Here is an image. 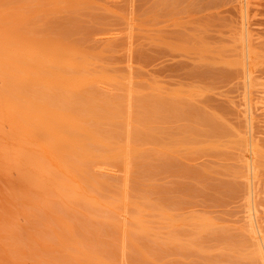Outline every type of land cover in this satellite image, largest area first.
I'll return each mask as SVG.
<instances>
[{"label": "rangeland", "instance_id": "1", "mask_svg": "<svg viewBox=\"0 0 264 264\" xmlns=\"http://www.w3.org/2000/svg\"><path fill=\"white\" fill-rule=\"evenodd\" d=\"M247 8L0 0V264H264L247 217L264 236V0ZM61 94L70 112L46 105ZM70 122L96 131L84 158ZM47 147L63 168L34 157Z\"/></svg>", "mask_w": 264, "mask_h": 264}, {"label": "bare ground", "instance_id": "2", "mask_svg": "<svg viewBox=\"0 0 264 264\" xmlns=\"http://www.w3.org/2000/svg\"><path fill=\"white\" fill-rule=\"evenodd\" d=\"M248 4H249V0H244V13H246V10L248 9L247 7H248ZM247 14V13H246ZM246 26V25H245ZM243 31V30H242ZM244 35H245V33H244ZM247 43V42H246ZM248 45H249V39H248ZM244 46V45H243ZM250 47V46H249ZM248 47V48H249ZM246 48H247V45H246ZM246 55V54H245ZM243 56H244V54H243ZM245 58V57H244ZM246 60V59H245ZM247 61V60H246ZM243 65H245V64H243ZM1 67H3L2 66V64L0 65V68ZM245 73V72H244ZM245 75H246V73H245ZM248 79H247V82H249L250 81V79H251V77H250V73H249V75H248V77H247ZM24 82H26V80L25 79H22ZM264 102V101H263ZM59 103L61 104V106L60 107H62L63 109H65V110H68L69 112L71 111V101L67 98V96L66 95H64V94H61V95H58L57 97H49L48 96V98H47V100H46V105H58L59 106ZM82 103H84V105H92L93 103L90 101V100H86V101H84V102H82ZM148 104V103H147ZM147 104H144V105H146V106H150L149 104H155V103H149L148 105ZM246 115H247V126H249V131L247 132L248 134H249V136L247 137V139H246V141H247V143H248V145H249V149H248V153L246 154L247 155V161L245 160L244 162H246L245 164H247V166H246V169H247V172H249L250 174V180L249 181H252L253 182V180H254V171L256 170V167H255V157H254V151H253V145H254V140H255V136L253 137V135L251 134V132H252V129H251V127L253 128V126H252V123H253V117H254V114H253V106H252V103H251V101H247V103H246ZM22 106H23V108L22 109H26V103H23L22 104ZM146 106H145V108H146ZM155 106V105H154ZM154 106H151V107H154ZM103 107H105V105L103 106ZM100 108H102V105L100 106ZM106 108V107H105ZM103 109V111L105 112V111H107V112H110V110H109V107H107L106 109ZM21 109V110H22ZM83 109H86V107H84ZM101 109V110H102ZM148 109V108H147ZM94 111V110H93ZM119 111V110H118ZM144 111H147V112H144L145 113V115L148 113V111L149 110H145L144 109ZM96 112H98V111H96ZM120 112H122L123 113V111H122V108H120ZM120 112H118V114H120ZM59 113H61L60 114V116H62V115H65V112H61V111H59ZM94 113V112H93ZM31 114H33V112L31 113ZM94 114H96V113H94ZM93 114V115H94ZM37 115H35V117H36ZM40 118V119H39ZM46 119V120H45ZM45 119H43V118H41V117H36L35 119H34V121H31V122H29V123H33L34 122V124L37 126V125H41V123H45V121H50V123H55V122H57L58 121V119H61V118H57L56 116H48V117H45ZM68 124V132H67V134H68V136H66V137H68L67 138V140H65V142H64V144H67V147L69 148V151H68V153H66V154H68L69 155V157L68 158H72L73 156H77L78 158H84V157H86L87 155H88V152H89V148H87V147H85V140L87 139V138H91V137H94L95 136V134H96V131L94 130H92V131H89V133H87V137H85V136H82L81 134L79 135V132H78V129L80 128V125L79 124H73V123H67ZM143 124H144V122H143ZM21 126V125H20ZM19 126V127H20ZM20 128H22V127H20ZM19 128V129H20ZM24 129V128H23ZM248 129V128H247ZM15 131H16V129H14ZM18 130V129H17ZM54 130L55 131H48V134L47 135H50V137H51V135H54V137H57L56 138V140H57V142H53V143H55V144H53L52 146L54 147L55 146V148L57 147L58 148V146L60 145V140H61V138H59V136H57L58 135V133H57V129L56 128H54ZM16 132H18V131H16ZM93 132V133H92ZM138 132V131H137ZM86 133V132H85ZM17 134V133H16ZM25 135L27 134V133H24ZM24 134H23V136H24ZM31 134V133H30ZM32 134H34V133H32ZM135 134H137V133H135ZM139 134V133H138ZM36 135V134H35ZM34 135V137L32 138V139H37L38 137L37 136H35ZM40 135V134H39ZM23 136H21L22 138H23ZM138 136V135H137ZM29 137V136H28ZM65 137V138H66ZM116 137V136H115ZM141 137V136H140ZM22 138H21V140H22ZM65 138H63V139H65ZM34 139V140H35ZM49 139V138H48ZM50 139H52V138H50ZM34 140H33V142H34ZM47 140V139H46ZM116 140V139H115ZM24 141V139L22 140V141H20V142H23ZM48 141H50V140H48ZM29 142V141H28ZM27 142V143H28ZM51 142V141H50ZM37 143V142H36ZM52 143V142H51ZM61 143H63V140H62V142ZM20 144H22V143H20ZM19 144V145H20ZM31 144V142L29 143V145ZM48 144V143H47ZM33 145V144H32ZM39 145V144H38ZM23 146H25V145H23ZM23 146H21L22 148H23ZM40 147H41V145H39ZM43 146V145H42ZM49 146V145H48ZM61 146V145H60ZM62 146H63V144H62ZM28 147H30V148H33V147H31V146H27V148ZM51 147V146H50ZM245 147H246V145H245ZM38 148V147H37ZM62 148V147H61ZM35 149V148H34ZM33 150V149H32ZM41 150V149H40ZM43 150V149H42ZM52 150V148L51 149H49L48 147H47V149L44 151L43 150V152L42 153H38V154H40V155H38V156H34V157H36V159L40 156V159L41 158H44L45 160H49V161H51V164H52V166L54 167L55 166V169H56V167L58 168V166H60V167H62L63 168V165H62V162L60 161V156L61 155H63V150L60 152V151H58V152H55V151H51ZM59 150H61V149H59ZM27 151V150H26ZM29 151H31V149H29ZM57 151V150H56ZM64 151L66 152V150L64 149ZM125 151V150H124ZM34 152H36V151H34ZM127 152V151H126ZM126 152H124V153H126ZM23 153V152H22ZM24 153H25V150H24ZM33 153V152H32ZM112 153V152H111ZM123 153V154H124ZM42 154V155H41ZM114 154V153H113ZM127 154V153H126ZM125 154V155H126ZM67 155V156H68ZM70 155H71V157H70ZM115 155H116V153H115ZM111 157V156H110ZM114 157V156H113ZM36 159H34L35 161H36ZM73 164H75V163H72V165ZM75 167V166H74ZM77 167V166H76ZM75 167V168H76ZM65 168V170H66V167H64ZM59 169V168H58ZM61 169V168H60ZM77 169V168H76ZM75 169V170H76ZM73 170V169H72ZM256 172V171H255ZM63 173V172H62ZM247 176H248V173H247ZM71 178V177H70ZM68 179V178H67ZM74 180H72V178L71 179H69L68 180V182L69 181H71V183H72V181H75V183H76V178H73ZM67 181V180H66ZM66 181H65V183H66ZM254 181H256V180H254ZM67 182V183H68ZM248 182V181H247ZM252 182H250L249 183V185H250V187H251V190H252V185H253V183ZM67 183L66 184H64L65 185V187L67 186ZM70 183V182H69ZM68 183V184H69ZM70 183V184H71ZM74 183V182H73ZM78 185L79 184H81V183H77ZM255 184H256V182H255ZM255 184H254V186H255ZM71 185H74V184H71ZM76 185V184H75ZM248 185V184H247ZM70 186V185H69ZM81 186V185H80ZM76 187V186H75ZM78 187V186H77ZM67 188H69L68 186H67ZM254 188V187H253ZM69 189H71L72 190V188L70 187ZM255 189H256V187H255ZM250 190V189H249ZM253 191V190H252ZM251 191V192H252ZM257 191V190H256ZM259 191V190H258ZM257 191V192H258ZM67 192V191H66ZM253 193H254V191H253ZM250 194V193H249ZM256 195V194H255ZM250 199V198H249ZM257 202V201H256ZM252 203V202H251ZM250 204V203H249ZM259 204V203H258ZM247 207H249L248 208V214H247V217H248V222H249V224H250V230L249 231H251L252 230V232H253V235H254V237L256 238V241H257V239H258V241L255 243V245H256V247H255V249L257 250L258 249V251H256V252H258V253H260V256L262 257V261L264 262V236H263V232H262V230H261V226H260V224H259V217L257 218V212H258V210H257V207H256V205H254L253 203H252V205H249V206H247ZM246 211V212H247ZM245 220H246V218H245ZM259 220V221H258ZM247 221V220H246ZM246 223V222H245ZM248 225V224H247ZM248 227H249V225H248ZM248 231V232H249ZM254 241V240H253ZM254 243V242H253ZM258 245V246H257ZM258 247V248H257ZM253 253H255V252H253ZM255 255H256V253H255ZM259 255V254H258ZM258 258H260V257H258ZM260 260V259H259ZM262 264V263H261Z\"/></svg>", "mask_w": 264, "mask_h": 264}]
</instances>
